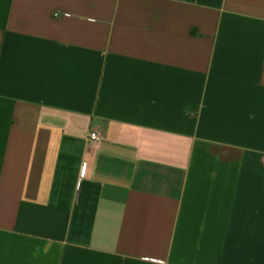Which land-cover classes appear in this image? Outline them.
<instances>
[{"label":"crops","instance_id":"crops-1","mask_svg":"<svg viewBox=\"0 0 264 264\" xmlns=\"http://www.w3.org/2000/svg\"><path fill=\"white\" fill-rule=\"evenodd\" d=\"M0 264H264V0H0Z\"/></svg>","mask_w":264,"mask_h":264},{"label":"built area","instance_id":"built-area-1","mask_svg":"<svg viewBox=\"0 0 264 264\" xmlns=\"http://www.w3.org/2000/svg\"><path fill=\"white\" fill-rule=\"evenodd\" d=\"M91 140L94 141V142H98L100 137L98 136V134L96 133H92L91 136H90Z\"/></svg>","mask_w":264,"mask_h":264}]
</instances>
